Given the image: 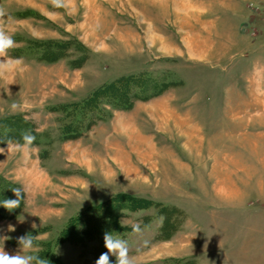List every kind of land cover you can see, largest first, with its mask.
<instances>
[{"label": "rangeland", "instance_id": "374dc122", "mask_svg": "<svg viewBox=\"0 0 264 264\" xmlns=\"http://www.w3.org/2000/svg\"><path fill=\"white\" fill-rule=\"evenodd\" d=\"M0 5L14 28L10 56L26 65L0 79V120L22 116L38 141L26 157L7 154L14 139L0 140V176L24 193L0 221L6 252L30 234L33 254L48 246L63 264H95L87 246L56 238L88 206L129 194L181 209L168 213L175 222L167 237H159L160 208L124 210L119 221L143 229L118 236L136 264L187 255L195 264H264V0H74L70 11L49 0ZM59 42L65 49L55 52ZM141 71L168 85L128 109L101 101L100 120L92 116L75 138L58 137L60 107ZM6 132L0 137L15 135ZM232 147L234 199H245L216 204L211 181L230 175L221 165Z\"/></svg>", "mask_w": 264, "mask_h": 264}, {"label": "trees", "instance_id": "16d2710c", "mask_svg": "<svg viewBox=\"0 0 264 264\" xmlns=\"http://www.w3.org/2000/svg\"><path fill=\"white\" fill-rule=\"evenodd\" d=\"M65 44L66 43L63 42L55 44V52H61L64 50ZM45 50L44 47L40 53L42 59H47L43 56L46 52ZM74 61L70 62L73 64ZM166 85L168 84L164 81H158V76H152L143 71L137 74L120 76L110 83L101 86L83 101L67 105V109L63 106L60 107V110L63 109L65 113V118L58 127V137H60L61 140L75 138L84 129L89 128L94 123L93 121L100 120L102 117V114L100 113L101 101L109 102L116 109H128L137 99L146 100L158 95L166 88ZM95 114H98V116L95 117ZM92 116L93 118H91ZM22 118L23 117L20 115H14L0 120V128H2V130H6L7 132L11 131L12 134H15L13 136L6 134L5 136L0 137V140H6V137H9L15 141H22V134L25 132H31L29 130V124ZM90 118L93 121H91ZM37 142L38 141L35 140V143ZM16 186L15 183L13 185L10 181H7L0 176V201L4 199H15L16 197L11 189L17 188ZM151 207L160 208L158 213L163 216V223L159 228V237H165V235L166 237L170 236L168 228L171 223L175 222V219H172L168 213L170 211H181V209L177 207L174 209L173 206L162 205L158 201L135 195L117 194L106 201L88 206L78 215L69 219L67 224L58 234L56 242L69 241L71 243L80 244L84 247L87 246V251L91 252L96 260L101 253L107 251L103 242V235L105 232H112L114 236H122L124 232L131 230V228L123 225L119 221V218L123 216L124 210L137 211ZM12 214V211L9 212L0 206V221L11 218ZM143 220L147 222L149 218L145 217ZM90 242H93V244L91 245ZM36 254L46 258L49 264H63L56 256H54L48 246ZM169 260H172V258ZM174 260L176 261L172 264H195V261L192 258H174ZM114 263L115 257L112 261V264Z\"/></svg>", "mask_w": 264, "mask_h": 264}, {"label": "clouds", "instance_id": "9594fccd", "mask_svg": "<svg viewBox=\"0 0 264 264\" xmlns=\"http://www.w3.org/2000/svg\"><path fill=\"white\" fill-rule=\"evenodd\" d=\"M52 8L72 10L74 7V0H49ZM13 24L12 18L9 14L8 8L0 5V79H5L17 72L25 70L26 65L22 58L10 56V51L16 46V41L13 38ZM14 83V80H9L8 84ZM15 111L17 105L11 106ZM22 143L8 140L7 154L9 148L13 152L30 157L35 150L36 137L31 132L22 134ZM0 153H5L4 148H0ZM15 199H4L0 201V206L11 212L20 207L21 201L24 198V193L21 188H12ZM163 218H161V223ZM131 230L136 235H142L143 229L140 223H133ZM8 237H2L3 241L0 244V264H49L48 260L39 254H33V249L36 247L34 236L25 234L17 239L18 251L15 254H9L4 250V241ZM104 247L106 252L101 253L95 264H112L111 257H115V264H136L135 257L129 254L128 242L118 236H114L112 232H105L103 235Z\"/></svg>", "mask_w": 264, "mask_h": 264}, {"label": "crops", "instance_id": "0c3cea01", "mask_svg": "<svg viewBox=\"0 0 264 264\" xmlns=\"http://www.w3.org/2000/svg\"><path fill=\"white\" fill-rule=\"evenodd\" d=\"M229 155V154H228ZM234 148H231V155L232 158H228L227 160L225 159V164L221 165L222 169L224 168L225 172L229 171L230 175H226L225 177H222L221 180L220 179H216L213 181H211V185L213 188V198H215L216 200L213 201L216 204H220L221 203H234L235 202H241L243 201L245 198L242 195H238L235 199H234ZM229 165V166H228ZM227 170V171H226ZM214 171H216L214 169ZM213 171V172H214ZM216 174V173H214ZM215 177V176H214ZM204 187H205V183H204ZM188 216V215H187ZM189 256V258L195 259L197 261V259L195 258L196 255H187ZM184 258V257H182ZM198 263V262H197Z\"/></svg>", "mask_w": 264, "mask_h": 264}]
</instances>
